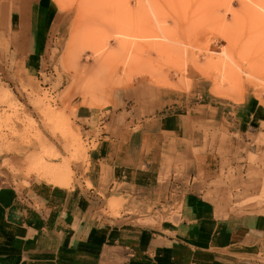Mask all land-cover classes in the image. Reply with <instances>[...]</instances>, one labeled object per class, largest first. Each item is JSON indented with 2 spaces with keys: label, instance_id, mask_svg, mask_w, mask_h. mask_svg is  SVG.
<instances>
[{
  "label": "rangeland",
  "instance_id": "374dc122",
  "mask_svg": "<svg viewBox=\"0 0 264 264\" xmlns=\"http://www.w3.org/2000/svg\"><path fill=\"white\" fill-rule=\"evenodd\" d=\"M52 3L34 47L29 0H0V184L90 190L88 151L96 139L89 141L75 109L107 111L118 99L117 108L138 118L157 105L182 112L187 133L195 135L186 163L202 159L233 186L227 211L264 216V23L250 12L258 4ZM124 27L132 32L124 34ZM246 106L249 123L242 130ZM110 192L90 199L119 217L128 199ZM124 215L139 224L163 219L158 211Z\"/></svg>",
  "mask_w": 264,
  "mask_h": 264
},
{
  "label": "crops",
  "instance_id": "0c3cea01",
  "mask_svg": "<svg viewBox=\"0 0 264 264\" xmlns=\"http://www.w3.org/2000/svg\"><path fill=\"white\" fill-rule=\"evenodd\" d=\"M29 3L35 47L53 3ZM113 107L75 109V121L96 139L88 151L90 190L0 184V264H264V216L227 211L233 186L202 159L186 163L195 135L183 113L157 105L138 118ZM240 119L247 130L248 106ZM112 190L128 199L119 217L90 199ZM151 211L163 219L139 224L124 215Z\"/></svg>",
  "mask_w": 264,
  "mask_h": 264
},
{
  "label": "bare ground",
  "instance_id": "6f19581e",
  "mask_svg": "<svg viewBox=\"0 0 264 264\" xmlns=\"http://www.w3.org/2000/svg\"><path fill=\"white\" fill-rule=\"evenodd\" d=\"M253 1V0H252ZM255 1V4H258L257 6H259V8H260V10L259 11H257L255 8V10L253 11V8H252V11H250V12H252L253 14H251V16L252 17H254L255 19H257L258 20V22H261V23H264V4H262L259 0H254ZM246 5V4H245ZM151 6V5H150ZM247 6V5H246ZM247 8H250L249 6H247ZM247 8H245V9H247ZM248 10V9H247ZM251 10V9H250ZM154 13H155V11H154ZM129 26V25H128ZM132 27H134L133 25H131ZM137 26V25H136ZM139 26V25H138ZM137 26V27H138ZM129 28H131L130 26H129ZM161 28V27H160ZM124 30H125V32H126V34H127V30L125 29V27L123 28V33L125 34V32H124ZM129 31L130 32H132V30L131 29H129ZM130 32H128V34H130ZM135 34V33H134ZM122 36H123V34H122ZM155 44H158V43H155ZM155 44H154V46H155ZM159 45H161V43L160 44H158V45H156V46H158L157 47V49L160 47L161 48V46H159ZM153 46V47H154ZM156 46H155V48H156ZM164 46V45H163ZM165 49V48H164ZM161 50H162V48H161ZM158 51H159V49H158ZM40 160V159H39Z\"/></svg>",
  "mask_w": 264,
  "mask_h": 264
}]
</instances>
